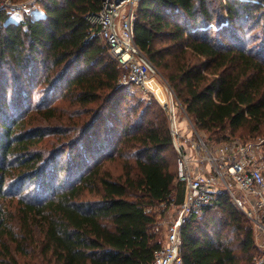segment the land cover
<instances>
[{"label": "trees", "instance_id": "16d2710c", "mask_svg": "<svg viewBox=\"0 0 264 264\" xmlns=\"http://www.w3.org/2000/svg\"><path fill=\"white\" fill-rule=\"evenodd\" d=\"M39 5L0 11V199L8 164L22 169L17 187L36 185V200H17L19 231L0 206V253L9 256L10 243L26 253L35 227L44 264H150L162 243L154 208L183 195L165 111L138 105L130 108L137 117L124 120L121 68L90 19L101 0ZM133 32L205 139L263 132L264 0H139ZM35 89L42 98L32 112L55 123L67 168L57 156L36 168L44 126L18 131ZM115 158L124 165L116 176L98 162ZM181 238L183 264H264L251 221L225 193L183 225Z\"/></svg>", "mask_w": 264, "mask_h": 264}, {"label": "built area", "instance_id": "2783aa9c", "mask_svg": "<svg viewBox=\"0 0 264 264\" xmlns=\"http://www.w3.org/2000/svg\"><path fill=\"white\" fill-rule=\"evenodd\" d=\"M40 1L3 0L0 11L14 15L28 13ZM138 2L101 0L99 12L90 19L98 25V35L121 68L119 86L140 88L165 111L177 154L176 181L183 186L182 200L178 204L170 203L174 208L170 220H158L155 229L161 231L163 238L161 245L153 251L150 264H183V225L200 215L219 193H225L232 207L251 221L254 234L263 239L259 247L264 249L262 140L232 138L215 144L195 129L169 84L135 43L133 23ZM179 110L184 113V122L178 119Z\"/></svg>", "mask_w": 264, "mask_h": 264}, {"label": "rangeland", "instance_id": "374dc122", "mask_svg": "<svg viewBox=\"0 0 264 264\" xmlns=\"http://www.w3.org/2000/svg\"><path fill=\"white\" fill-rule=\"evenodd\" d=\"M1 2H3V0H0V3ZM38 8H40L39 4L36 5L35 9ZM159 74L161 75L160 72ZM163 79L166 81L164 77ZM126 90H127L126 91L127 99L124 100L125 103L121 107V109L128 108V111H126L127 109L121 111L122 113L128 112L129 114L128 118H124L125 121H130L137 117L138 114L137 112L134 115L131 114L130 108L132 107H136L138 105L144 106L147 104L152 106L155 105L157 108L158 107L160 108L159 103L153 97L144 93L143 90H141L140 88L127 85ZM10 95L11 92L9 93V98ZM29 96L31 97L29 99V101H31V105L29 106L28 112L22 117L25 119L24 126H22L18 131H20L21 133L25 132L27 133L26 136H28V133L30 134L31 132H33L37 126H44L47 132L46 134L42 135V137L38 139L34 145V150L39 152L42 156L39 163H37L36 168H38L43 163L46 164L48 160H50L51 157L53 156H57L60 159L61 163L64 165V167L67 168L66 160L68 154L64 153L63 155H61L62 153L61 150H65L67 147L62 146L63 143H61L60 138L57 135H53L52 131H50L51 130L50 127H53L55 123H45L32 112V108L34 104L37 103L42 98L41 95H39L35 89L33 92L30 93ZM178 119L184 122V113L181 110L178 111ZM120 123L122 124L123 121L121 120L119 122L118 127L121 126ZM249 139L262 140L263 148H264V129L261 134L258 135L253 134L252 136H249ZM89 162L92 163L93 161L90 160ZM98 162L101 164V168L108 171L111 175L116 176L123 172L124 165L122 164L121 158H115L114 160L100 159ZM49 165H50L49 168L51 169L52 163L50 162ZM7 168H8V175L6 176L7 180L4 184L5 194L0 199V206L5 216L9 218L10 226L15 231H19L18 230L20 227L19 223L20 225H22L21 224L22 222L19 220V215H18L19 203L17 202V200L19 198H23L25 200H32V201L36 200V198L33 196L34 195L33 193L36 189V185L34 184V181H25L20 188L17 187L18 178H16V174L18 171H21L22 169L20 170L19 166L16 165V162H14L13 164H8ZM92 198H94V196ZM172 204L171 205L169 204L167 206L164 205L160 206L158 209L154 208V210L157 213V216H159V219L167 222L168 220H170L172 216H174V208ZM32 230H33L32 239L30 238L26 242L27 244H29V246L26 247L25 249L26 253L17 252L15 245L13 243H10V255L6 256L5 254L0 253V264H44L40 259L42 258V256L39 255L38 253V247L34 243V241L37 240L38 238V230L35 227H33ZM157 232H158V236L162 240L163 234L161 233V231H157ZM254 240L259 251L261 252L260 261L261 260L264 261V249L259 247V244H261L263 239L257 237L254 234Z\"/></svg>", "mask_w": 264, "mask_h": 264}]
</instances>
